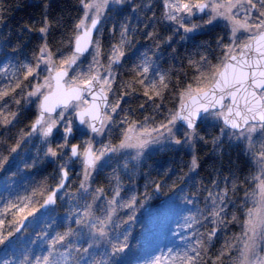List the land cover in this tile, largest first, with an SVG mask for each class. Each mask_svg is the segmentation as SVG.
Wrapping results in <instances>:
<instances>
[{"label": "snow or ice", "instance_id": "6c2138e0", "mask_svg": "<svg viewBox=\"0 0 264 264\" xmlns=\"http://www.w3.org/2000/svg\"><path fill=\"white\" fill-rule=\"evenodd\" d=\"M79 5L82 15L67 40V47L71 49L67 55L60 49L53 52L49 46L47 36L51 25L47 15L49 5L45 4L42 26L38 29L41 43L31 57L26 56L23 60L13 57L8 63L0 62V77L7 81H0V127L13 125L21 115L19 111H9L6 98L13 97L18 89L23 91L29 87L31 90L23 99L27 102L35 97L38 103L35 118L27 131L21 130L22 137H38L42 144L49 145L44 157L61 161L59 179L50 192L41 181L37 186L25 189L23 194L17 192L8 199L0 197V245H5L10 237L21 232V226L38 209L56 203L58 194L66 187L68 169L80 167L83 198L88 194V182L102 158L122 149H135V159L149 146L191 145L195 139H203L197 134L198 122L214 119L223 122L222 131L230 128L234 130L232 136L248 141L246 151L251 154L257 173L253 177L255 189L245 196L251 198L254 206L246 209L241 231L223 237V244L213 254L214 239L219 238L229 224L238 222V218L235 213L229 218L227 209L229 205L234 206L228 195L229 188L225 186L219 191L209 188L203 208L196 207L191 199L186 201L193 204L195 211H190L178 225V229L186 233L180 235L183 245L149 254L143 264H264V0H163V20L182 29L183 38L223 23L229 42L225 43L223 36L217 37L216 48L220 55L216 63L208 58L209 42L199 45L204 49L199 59L188 60L196 75L179 92L177 107L169 109L165 120L154 127L150 126L151 117L148 116L143 121L130 120L127 115L130 109H122L121 101L134 94L136 86L143 88L149 101L154 97L162 98L169 88L168 73L157 71L145 55L133 65L132 79L121 84L122 88L131 91L123 92L113 101L110 97L117 95L114 89L117 74L112 69L126 55L124 49L130 43V25L127 22L120 25V38L111 45L107 65L102 62L103 50L99 37L95 35L101 30L102 18H110L105 15L106 9L111 11L112 5H125V0H79ZM193 18L201 22L193 23ZM24 30L32 31L30 27L21 31ZM153 37L154 33L148 32L147 38ZM87 55L92 59L85 66L83 60ZM42 73L43 80H40ZM30 78L36 83L26 84ZM12 102L21 103L20 100ZM140 108L143 109L144 104ZM159 108L160 105H156V109ZM58 109V114L53 115ZM72 109L75 111L66 119V113ZM118 110L125 111L121 123L127 125L122 130V139L116 145L103 143L97 147L93 143L95 137L107 131L113 123V113ZM73 117L93 135L69 147L74 131ZM179 131L183 132L181 138L177 137ZM56 133H59L61 142L52 147L50 138ZM257 136L262 137L259 142ZM3 144L0 139V149ZM18 147L19 141L8 149V155H3L0 150V169L5 167ZM197 167V159L193 156L191 168L195 170ZM112 179L116 183L105 206L99 203L104 199L105 188L99 187L92 192V201L83 205V212L78 210L76 213L75 224L88 228V233H84L81 227L68 226L51 239L47 234L41 238L46 241V250L42 253L30 258L25 252L17 257L9 250L4 253L6 258L0 259V264H121L119 257L129 244L128 233L120 228L121 224L131 221L133 215H128L127 220L120 223L114 217L118 208H128L131 212L136 196L133 194L122 202L118 199L122 196L121 185L115 176ZM109 183L111 185L112 181ZM212 186L219 188L216 180L212 181ZM160 187L157 183L155 190ZM232 188H236L235 183ZM41 199L42 204L39 203ZM94 204L103 212L102 217L94 215ZM206 226H210V230L201 231ZM85 235L87 240L83 239ZM101 243L108 246L103 261L96 259L99 251L96 246Z\"/></svg>", "mask_w": 264, "mask_h": 264}, {"label": "trees", "instance_id": "16d2710c", "mask_svg": "<svg viewBox=\"0 0 264 264\" xmlns=\"http://www.w3.org/2000/svg\"><path fill=\"white\" fill-rule=\"evenodd\" d=\"M48 4L47 15L50 22V29L47 36L49 46L55 52L60 49L67 55L71 49L67 47V40L72 35L74 24L82 15L79 0H0V62L12 60L13 57L23 60L26 56L31 57L34 49L41 43L38 29L42 26L44 5ZM162 0H131L125 1V5L113 6L112 10H106L105 15L110 17L102 19L100 25L101 48L103 50L104 63L107 65V54L111 45L120 38V25L127 22L130 25L128 36L130 43L125 47V57L121 59L119 65L113 67L117 74L114 89L117 93L115 97H110L113 101L119 99L125 91H131L121 87L122 82L132 79L134 73L131 71L134 64L139 63L146 55L153 62L157 71L167 72L170 77L169 88L165 90L162 98L154 97L149 101L143 94V88L136 86V91L132 95H127L121 101V108L129 110L127 115L130 120L143 121L145 116L151 117L150 126H156L165 120V115L169 109H175L179 104L178 94L186 87L196 75L195 70L189 66V58L198 60L204 49L199 45L207 41V55L212 63H216L220 55L216 48L218 36L224 37V42L228 43V33L223 23L212 26L207 30L190 34L184 37L182 29H177L174 25L163 20ZM30 27L31 32L22 28ZM148 32H153V38H147ZM171 37V39H169ZM59 59V57H57ZM86 66L88 62H83ZM44 75V74H43ZM151 75V69H150ZM3 81V77H0ZM7 83V81H3ZM36 81L31 78L25 83L34 84ZM25 87L23 91L17 90L11 98H6L9 103V111H19L21 115L17 121L8 127H0V139L4 141L3 155H8V149L16 145L19 141L17 151L9 157V162L0 169V178L5 173H15L21 171L22 180L26 181L27 188H31L43 181L50 192L55 187L58 177V165L60 160H52L44 157V151L49 146L42 144L36 137H22L21 130L27 131L28 125L35 118L36 103L33 100L25 101L23 97L30 91ZM14 100H20L16 105ZM35 101V102H32ZM144 104L141 109L140 105ZM156 105H160L157 110ZM125 116V111L118 110L113 113V123L105 132V139L108 143L116 145L122 139V130L127 125L121 120ZM74 119V117H73ZM222 121L214 119L201 120L197 124L198 137L191 145H179L153 149L143 155L121 163L118 157L114 160L103 163L93 173V178L89 180V192L86 196L84 192H78L80 184V167L70 168V181L72 192H78L79 206L82 208L86 202L92 201V192L99 187L105 188L104 199L99 201L101 206L106 205V200L110 199L111 192L115 186V176L121 185L122 202H126L131 195L136 196V203L130 212L128 208H118L114 219L117 223L127 220L128 215H133V219L127 224H121L120 231L128 233L129 247L125 253L119 257L121 264H135L140 253V234L146 222V210L148 207L158 206L163 200L175 196L181 202L191 199L194 205L204 207L205 197L208 189L219 191L220 188H229V197L234 202L227 209L229 218L235 213L238 222L229 224L227 230L214 239L213 254L221 247L223 237H230L241 231V225L245 219L246 209L253 205L250 197L246 198L245 193L254 190L253 177L256 175L254 164L249 158L246 146L240 143V139L232 136L230 129L224 128L222 131ZM60 132L62 129L60 128ZM183 132H177V137L181 138ZM85 138L77 136L71 139V143L77 140L82 143ZM51 146L61 142L59 133L54 138H50ZM196 157L198 167L193 170L191 161ZM125 165L127 167L125 168ZM110 180L112 184L110 185ZM216 180L219 188L212 186V181ZM69 181V182H70ZM161 185L158 191L156 184ZM236 188H232V184ZM68 185V182H67ZM70 185V184H69ZM68 185V186H69ZM67 186L63 189L66 190ZM76 197H74V200ZM247 199V202H245ZM39 203H43L41 199ZM188 204V203H187ZM35 206V205H34ZM61 209L60 211H62ZM41 209H38V212ZM94 215L103 216L100 208L93 205ZM71 226H77L75 222L65 223L62 231ZM86 228V227H85ZM88 229V228H87ZM85 229V233L86 230ZM210 230V226L201 228V231ZM16 235V234H14ZM85 239V238H83ZM12 242V241H11ZM10 242V243H11ZM0 245V249L7 246ZM106 244L99 245L96 259L104 260V250Z\"/></svg>", "mask_w": 264, "mask_h": 264}, {"label": "rangeland", "instance_id": "374dc122", "mask_svg": "<svg viewBox=\"0 0 264 264\" xmlns=\"http://www.w3.org/2000/svg\"><path fill=\"white\" fill-rule=\"evenodd\" d=\"M127 1V0H125ZM131 1V0H128ZM163 1V0H162ZM115 5H112V7ZM107 10V9H106ZM103 19V18H102ZM204 19H207L205 16ZM193 23H200L201 21L197 18H193ZM101 33H95L101 40ZM92 59L91 55H87V58L83 60V62H89ZM10 60H6L3 63H8ZM102 62L104 63V59L102 58ZM105 64V63H104ZM106 65V64H105ZM114 72V69H112ZM40 80H43V73L40 76ZM36 83V82H35ZM33 100H36L33 97ZM75 110H69L66 113V119L72 115ZM57 113L53 115H57ZM74 124V131H73V138L84 137L85 141L89 138L91 134L84 126L78 125L75 119H73ZM62 131L63 128L61 127ZM228 129V128H227ZM231 130V129H230ZM55 131V130H54ZM234 131V130H232ZM71 138V139H73ZM70 139V141H71ZM262 137L257 136L256 140L259 142ZM97 147L102 145L103 143H108L105 139V133L101 136H96L95 140L93 141ZM240 143L244 144L247 148L248 141L240 138ZM71 142H69V147L71 146ZM162 146H149L148 149H145L141 155H143L147 151H151L156 148H160ZM136 150L135 149H122L117 153L110 154L107 157L102 158L98 161L97 169L107 161L114 160L115 157L121 160V163L128 162V160L133 159L135 156ZM249 154V158L251 159V154ZM140 155V156H141ZM254 164V163H253ZM96 169V170H97ZM256 173L257 169L255 167ZM70 172V169H68ZM21 171L16 170L15 173L9 174L5 173L0 178V197L4 199L11 198V196L15 195L17 192L23 194L25 189L27 188L26 181L22 180ZM70 178V173H69ZM70 184V185H69ZM69 185V186H68ZM66 183L67 190L61 191L57 198L56 203L47 208L46 210L37 211L34 216L29 217L24 225H22V231L16 233L9 238V244L4 246L0 249V259L6 258L4 253L12 250L16 253L17 257H20L22 253H27L30 258H32L35 254L42 253L46 250V241L41 239L47 234V238L51 239V236L54 235L56 232H62L65 223L74 222L77 219V211L82 213V208L79 206L78 202V192H84L81 189L80 184L78 187V192H72V188H70L71 181ZM89 185V182H88ZM255 189V184H254ZM89 192V188H88ZM74 197L76 199L74 200ZM198 207L197 205H195ZM254 204L251 206L253 207ZM203 208V207H199ZM63 209L62 211H60ZM146 222L143 226V229L140 234V253L135 261V264H143V260L147 258L149 254H154V252H159L160 250H166L168 247H175L177 245H183V241L180 239V235L185 233V230L178 229V225L183 223V217L190 214V211H195L193 204H187L185 202H181L175 196H171L168 199L162 201V203L158 206L148 207L146 210ZM82 231L85 233V227H82ZM89 232V229L86 230V233ZM83 238L87 240V235ZM12 241V242H11ZM11 242V243H10ZM102 244V243H101ZM84 246H87L85 244ZM99 248V245L96 246Z\"/></svg>", "mask_w": 264, "mask_h": 264}, {"label": "water", "instance_id": "95a60500", "mask_svg": "<svg viewBox=\"0 0 264 264\" xmlns=\"http://www.w3.org/2000/svg\"><path fill=\"white\" fill-rule=\"evenodd\" d=\"M59 110V109H58ZM57 110V111H58ZM55 114V113H54ZM77 123H78V121H76ZM223 123V122H222ZM78 125H79V123H78ZM228 129H230V128H228ZM232 130V129H231ZM68 181V180H67ZM67 181H66V183H67ZM54 204H52V205H48V206H46L45 208H42V210H46L47 208H49V207H51V206H53Z\"/></svg>", "mask_w": 264, "mask_h": 264}, {"label": "flooded vegetation", "instance_id": "af4514ba", "mask_svg": "<svg viewBox=\"0 0 264 264\" xmlns=\"http://www.w3.org/2000/svg\"><path fill=\"white\" fill-rule=\"evenodd\" d=\"M77 143H79L77 140H75L74 142H72V144H77ZM69 181H70V178H68V181L67 182H69Z\"/></svg>", "mask_w": 264, "mask_h": 264}]
</instances>
